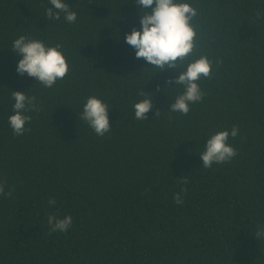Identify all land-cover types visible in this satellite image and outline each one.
Segmentation results:
<instances>
[{
	"label": "trees",
	"instance_id": "1",
	"mask_svg": "<svg viewBox=\"0 0 264 264\" xmlns=\"http://www.w3.org/2000/svg\"><path fill=\"white\" fill-rule=\"evenodd\" d=\"M63 2L74 23L48 19L50 0H0V183L14 189L0 195V264H264V0H177L197 10L196 48L164 70L125 41L149 11L137 0ZM22 35L62 45L64 79L46 88L17 73ZM201 55L213 61L203 100L171 112L174 78ZM140 90L153 96L147 120L135 118ZM12 91L42 109L20 136ZM90 96L110 107L103 137L81 119ZM233 126L237 155L204 168L207 139ZM49 215L72 225L53 232Z\"/></svg>",
	"mask_w": 264,
	"mask_h": 264
},
{
	"label": "clouds",
	"instance_id": "2",
	"mask_svg": "<svg viewBox=\"0 0 264 264\" xmlns=\"http://www.w3.org/2000/svg\"><path fill=\"white\" fill-rule=\"evenodd\" d=\"M53 8L46 9L48 19H60V13L65 14L68 23H74L77 14L71 11L68 4L63 0H50ZM142 11L140 19L141 30L133 28L130 34H126L125 41L135 49L136 58H143L146 62L161 70L167 68L178 69L191 56L196 48V30L192 24L197 16V10L189 3L177 0H137ZM257 16L260 13L257 12ZM62 45L46 46L43 41L20 36L14 40L12 50L22 59L18 61L17 73L23 76L25 73L33 77L46 88H51L57 80H62L69 72V65L65 55L61 51ZM213 61L206 55H201L198 59L190 61L186 70L179 72L174 78L175 85H182L184 91L178 95L174 103L170 104L171 112H179L187 115L190 111V104L203 100L204 93L198 81L210 78ZM172 83L171 80L168 82ZM139 96H145L143 100L135 103V118L137 120H147V114L153 108V96L140 90ZM15 101L13 105L14 114L9 116V124L14 135H23L30 131L25 127L32 120L31 115L26 113L40 111L35 96H27L25 92L12 91ZM109 105L96 96H90L83 106L81 119L103 137L110 132ZM159 110L156 111V115ZM235 138L238 135V128L233 126L231 132L224 130L213 134L207 139L204 145L205 151L200 154L202 166L210 168L214 163L220 164L230 161L237 155V150L228 143L229 136ZM182 184H187L184 178ZM14 189L5 192L4 183H0V195L11 197ZM186 188H181L176 193L173 200L177 204L183 203L181 193H186ZM49 205H55V199H49ZM48 224L51 231L66 232L72 225V217L66 216L58 219L54 215L48 216ZM264 237V227L257 230L255 238Z\"/></svg>",
	"mask_w": 264,
	"mask_h": 264
}]
</instances>
